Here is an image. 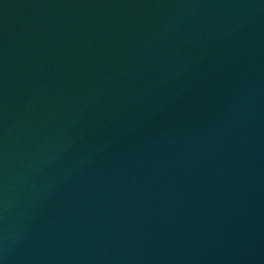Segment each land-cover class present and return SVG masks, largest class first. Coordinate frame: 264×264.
<instances>
[{"label": "water", "instance_id": "95a60500", "mask_svg": "<svg viewBox=\"0 0 264 264\" xmlns=\"http://www.w3.org/2000/svg\"><path fill=\"white\" fill-rule=\"evenodd\" d=\"M0 264H264V0H0Z\"/></svg>", "mask_w": 264, "mask_h": 264}]
</instances>
